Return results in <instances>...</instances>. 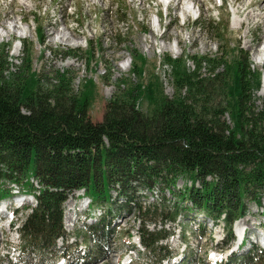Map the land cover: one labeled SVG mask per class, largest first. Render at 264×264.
<instances>
[{
  "label": "trees",
  "instance_id": "trees-1",
  "mask_svg": "<svg viewBox=\"0 0 264 264\" xmlns=\"http://www.w3.org/2000/svg\"><path fill=\"white\" fill-rule=\"evenodd\" d=\"M38 41L45 44L41 30ZM31 51H24L19 73L7 58H0V179H10L32 195L31 179L41 185L34 196L37 206L20 230L26 251L44 252L64 237L63 204L76 191L84 190L92 205L106 202L111 209L113 189L128 205L136 201L139 188L150 191L160 181L165 184L180 176H189L194 184L200 180L202 189L192 185L178 198L190 201L215 223L224 221L234 241L233 227L244 216L248 190L254 189L255 196L264 189V107L257 109L250 100L253 88H261V77L251 82L243 50L231 65L224 57L166 58L174 69V98H167L158 83L135 86L110 101L98 124L88 115L92 82L79 95L72 94L64 86L65 75H59L60 82L45 90L32 71ZM190 62L193 70L186 66ZM221 66L223 73L217 72ZM205 67L211 70L203 76ZM135 71L141 76L144 68ZM222 96L230 98L223 103ZM140 99L151 104L148 114L136 107ZM7 196L8 191L0 190V200ZM255 200L261 204L260 198ZM178 216L177 210L165 214L163 226ZM108 217L86 227V232L100 241L107 238L112 222ZM145 228L139 239L144 251L156 255L158 264L171 259L167 247L159 245L170 233ZM242 258L241 264H264V251L255 249Z\"/></svg>",
  "mask_w": 264,
  "mask_h": 264
},
{
  "label": "rangeland",
  "instance_id": "rangeland-1",
  "mask_svg": "<svg viewBox=\"0 0 264 264\" xmlns=\"http://www.w3.org/2000/svg\"><path fill=\"white\" fill-rule=\"evenodd\" d=\"M186 1L181 2L185 5ZM178 2L167 12L158 0H0V30L17 22L11 34L0 39L3 54L0 58H7L10 67L17 70L22 65L24 51L32 48V71L39 75L40 86L45 90L60 82L59 75H65L68 82L64 86L72 94L79 95L85 91V84L92 82L88 115L98 124L103 121L110 101L135 86L144 88L143 85L151 82L158 83L167 98H174V69L165 62L166 58L224 57L231 65L243 50L253 74L251 82H255V76L261 77V88H253L250 100L257 109L264 107V11L258 6L245 10L247 0H222V6L220 0H201L196 4L192 1L194 11L185 21L183 7ZM236 11H240L237 16ZM249 12L256 19L247 20ZM39 30L43 32L44 45L38 41ZM59 35H65L68 41L55 42ZM168 35L170 39H162ZM175 35L184 38L182 43ZM194 35L197 40L192 38ZM132 55L141 56L142 60H134ZM186 66L193 70L191 62ZM141 68L144 72L140 76L134 69ZM223 68L217 72L223 73ZM210 70L205 67L202 75H208ZM229 98L220 99L224 103ZM136 107L145 114L152 108L146 99H140ZM225 120L233 126L228 115ZM206 181L214 180L207 178ZM31 183L35 187V195H31L38 196L41 185L36 179H31ZM192 185L202 189L201 181L196 180L194 184L189 176H180L165 184L160 181L150 191L139 188L136 201L128 205L116 188L111 191V209L106 202L92 205L84 190L76 191L63 204L64 238L55 249L39 252L26 251L27 243L20 233L31 210L37 206L36 199L14 202L21 189L10 179L2 178L0 190L8 191V196L0 200V210L7 204L23 209L17 211L15 226L0 224V264H57L61 254L65 256L62 264H158L156 255L145 252L139 243L144 225L151 232L164 228L170 233L159 245L167 247L173 257L161 264H241L242 257L252 252L250 244L238 242L237 235L243 231H249L251 244L260 250L264 248V189L256 191L255 196L254 189L248 190L243 199L244 216L236 220L234 241H231L224 221L215 223L192 208L190 201L178 198L180 192ZM31 195L27 198L32 199ZM256 198H260V205ZM71 202L74 211L68 213L67 204ZM176 210L177 220L163 226L164 215ZM68 214L74 215V222H68ZM106 215L112 221L111 233L100 241L88 234L86 227L100 223ZM145 218L150 220L142 223Z\"/></svg>",
  "mask_w": 264,
  "mask_h": 264
},
{
  "label": "bare ground",
  "instance_id": "bare-ground-1",
  "mask_svg": "<svg viewBox=\"0 0 264 264\" xmlns=\"http://www.w3.org/2000/svg\"><path fill=\"white\" fill-rule=\"evenodd\" d=\"M143 1H145V0H142V2ZM182 0H179V2H178V5L180 4V5H182V7L183 8H181V12H182V14H183V20H185V21H187L188 19H190L191 18V14H192V10L194 11V4H193V2L196 4V3H199V2H201V0H192V1H187V4H182V2H181ZM171 2H172V0H171ZM177 5V6H178ZM185 6H187V9H184L185 8ZM253 6H258L259 7V9L261 10V11H264V0H247V2H246V4L244 5V7H246V9L245 10H247L248 8H251V7H253ZM177 9V8H176ZM189 9V10H188ZM240 13V11H236L235 12V15L237 16L238 14ZM246 19L247 20H254V19H256V16H252V13L251 12H249L248 14H247V16H246ZM158 22H160L161 23V20L159 19V21ZM184 24V23H183ZM16 26H17V22H16V20H15V22L13 21L11 24H10V26L8 27L7 25L5 26H2V28H1V30H0V39L1 38H3V37H5V36H9L10 34H11V30H13L14 28H16ZM157 27H159V25L157 24ZM155 32V30L153 29L152 30V34ZM170 37H171V35H168V36H166V37H163L162 36V39H170ZM177 40H178V42H181L182 43V41L184 40V38L181 36V35H175L174 36ZM192 38H195L196 40H197V37L194 35ZM68 37L66 38L65 37V35H59V37H55V42H57L58 40H60L59 42H61V43H63V42H67L68 41ZM78 47L80 46V45H77ZM263 60H261V62H262ZM260 63V62H259ZM27 200H29V199H27ZM20 201H26V199H21ZM4 207V206H3ZM84 209V208H83ZM67 211H68V213H71V211H74V203L73 202H71V203H68L67 204ZM80 211L82 212L83 210L82 209H80ZM2 213H4V212H2ZM0 215H2V214H0ZM67 220H68V222H74V215L72 214H68V216H67ZM245 246H248V243H247V241H246V243H245ZM248 249V248H247Z\"/></svg>",
  "mask_w": 264,
  "mask_h": 264
}]
</instances>
